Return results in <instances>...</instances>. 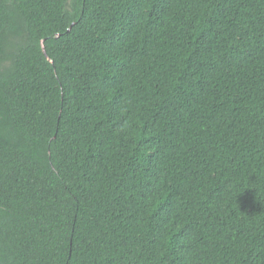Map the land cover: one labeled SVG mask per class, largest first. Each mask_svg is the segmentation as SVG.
Listing matches in <instances>:
<instances>
[{
    "label": "trees",
    "instance_id": "trees-1",
    "mask_svg": "<svg viewBox=\"0 0 264 264\" xmlns=\"http://www.w3.org/2000/svg\"><path fill=\"white\" fill-rule=\"evenodd\" d=\"M0 264H264V0H0Z\"/></svg>",
    "mask_w": 264,
    "mask_h": 264
}]
</instances>
